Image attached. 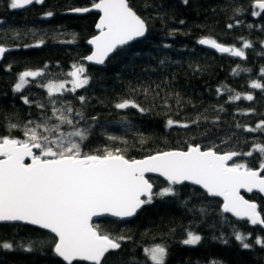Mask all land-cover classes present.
<instances>
[{
  "label": "trees",
  "instance_id": "obj_1",
  "mask_svg": "<svg viewBox=\"0 0 264 264\" xmlns=\"http://www.w3.org/2000/svg\"><path fill=\"white\" fill-rule=\"evenodd\" d=\"M9 2L0 0V45L8 49L0 60V136L9 134L8 119L23 125L51 117L53 105L47 88L40 85L63 81L65 88L70 89L72 77L68 74L73 65L80 64L86 69L89 84L74 93H56L53 99L57 108L70 103L74 111L65 114L76 127L89 129L81 145L84 153L103 154L105 148H120L126 158L135 159L157 151L186 150L189 144L201 149L213 147L218 153H246L254 144L264 145V129L245 130L256 128L264 120V91L250 87L252 81L264 84L260 73L264 67V13L252 15L253 0H188L187 4L183 0H128L146 21V35L118 48L100 66L84 62L90 52L87 40L96 33L98 14L69 12L89 6L94 0H43L22 9L9 8ZM48 12L53 15H45ZM228 24L233 27L228 28ZM201 38L238 48L247 40L251 47L244 49L245 58H240L203 48L198 43ZM40 41L43 43L35 46ZM233 69L237 70L235 74ZM26 70H40L42 75L28 77L30 83L21 92H13L19 74ZM218 88L223 89L220 94ZM237 93L240 100H229L230 95ZM247 94L254 99H244ZM80 96L86 98L83 105ZM22 97L32 103L25 104ZM125 99L135 101L146 111L115 108ZM37 103L45 107L37 108ZM76 111H82L85 119H80ZM92 117L97 119L92 121ZM169 118L189 126L166 127ZM48 122L58 121L53 117ZM60 130L67 133L74 128L62 124ZM38 131L50 135L43 129ZM11 135L24 138L19 130ZM261 159L260 153L254 151L252 156H236L228 163L259 168ZM260 174L264 175V170ZM148 179L154 192L167 186L159 177ZM173 187L177 196L154 197L129 220L94 221V228L102 234L131 237L120 241L121 249L111 251L105 264H144V249L157 244L167 249L165 264H264V247L255 244L256 237L264 238L263 227L221 213L222 201L192 184ZM244 196L254 201L264 215V193L256 191ZM202 208L206 214H201ZM189 230L202 237L197 245L181 243ZM234 231L247 235L246 242L253 246L242 248ZM53 237L25 224H0V241L26 243ZM0 264L67 262L56 256L50 246L37 243L32 252L0 249ZM147 264H151L150 259Z\"/></svg>",
  "mask_w": 264,
  "mask_h": 264
},
{
  "label": "snow or ice",
  "instance_id": "obj_2",
  "mask_svg": "<svg viewBox=\"0 0 264 264\" xmlns=\"http://www.w3.org/2000/svg\"><path fill=\"white\" fill-rule=\"evenodd\" d=\"M42 2L43 0H10L8 7L22 9L27 5ZM183 2L187 4L188 0ZM92 8L99 9L102 15L96 23L99 34L88 41L93 45V51L84 58L87 61L104 64L110 54L130 41L143 37L147 31L146 21L133 10L128 0L98 2L94 0ZM252 8L253 16L261 15L264 13V0H253ZM70 11L86 13L90 8H75ZM235 11L240 12L242 9ZM45 15L52 16L53 13L48 12ZM227 27L232 28L233 25L228 24ZM40 43L43 41L35 46H39ZM198 43L240 58H245L244 49L251 47L247 40H244L242 47L239 48L224 46L210 38H201ZM7 51V48L0 45V57ZM73 69L68 74L72 77L70 89L65 88L63 81L60 83L50 81L46 85H40L47 88L49 101L53 105L51 117L43 118L40 122L28 121L23 125L8 119L6 129L9 134L0 136V223L26 222L48 230L54 237L49 241L26 243L24 241L17 243L15 240L0 241V249L32 252L34 245L39 243L41 246H50L52 252L63 258L67 264H72L76 258L90 261L92 264H105L111 251L121 249L120 241L131 237H111L102 234L89 223L91 217L101 213L132 217L143 205L151 203L154 197L177 196L178 192L173 186L185 181L200 185L208 196L223 197L221 213H231L239 219H246L252 225L264 226V215L258 210V205L245 200L239 192L243 188L249 192L258 189L264 193V175L260 174V171L264 170V145L254 144L253 149L246 153L233 151L218 154L213 147L201 150V146L189 144L186 151H157L142 159H128L120 148L115 150L105 148L103 154L84 153L81 145L87 139L89 129L76 127L73 120L65 114L74 111L70 103L57 108L55 107L57 101L53 99L56 93L63 91L74 93L89 84L90 78L83 65H73ZM236 72L237 70L233 69V73ZM260 73L264 76V67L260 69ZM41 75L40 70H26L20 73L13 92H21L30 83L28 77ZM250 87L264 91V84L259 81H252ZM221 91L223 89H217L218 94ZM243 98L249 101L254 99L252 94H247ZM22 99L25 104L32 103L28 97ZM78 99L82 105L86 101L84 96ZM240 99L239 93L229 96V100ZM177 102L179 103V100ZM36 106L45 107L43 103H37ZM114 106L117 109L136 108L141 113L146 111L130 99L122 100ZM75 114L80 119H85L82 111H76ZM53 117L58 122L49 124L48 121ZM91 119L95 121L97 118ZM191 123L194 124L196 121ZM62 124L73 126L74 130L62 132L60 130ZM173 125L182 128L189 126L188 123L169 118L166 127ZM39 129L50 135L42 134ZM257 129H264V120L260 121L256 128L245 127L246 131ZM14 130L21 131L24 138L13 137L11 133ZM141 143H144L143 138ZM254 151L259 152L262 158L258 169L250 168L243 163L231 165L228 163L236 156H252ZM26 158L31 162L27 163ZM145 173H159L167 180V186L154 192L153 184L145 178ZM206 211L202 208L201 214H206ZM233 235L242 248L249 249L253 246L246 242L247 235L239 231H234ZM201 240L199 234L189 230L181 243L197 245ZM255 244L264 247V238L256 237ZM144 253V264H147L148 259L151 264H165L167 256L165 246L157 244L145 248ZM212 264L220 262L212 261Z\"/></svg>",
  "mask_w": 264,
  "mask_h": 264
},
{
  "label": "water",
  "instance_id": "obj_3",
  "mask_svg": "<svg viewBox=\"0 0 264 264\" xmlns=\"http://www.w3.org/2000/svg\"><path fill=\"white\" fill-rule=\"evenodd\" d=\"M98 2V1H97ZM87 8H90V11L89 12H95V13H97L98 14V18H97V20H96V22H95V25H94V30H95V34L93 35V36H96V35H98L99 34V30L96 28V23L99 21V19H100V16L102 15V13L100 12V10L99 9H95V8H92V4L91 5H89V6H86ZM81 8H85V7H81ZM75 9V8H74ZM70 13H73V14H85V12H73V11H69ZM86 13H88V12H86ZM145 35H146V33H145ZM145 35L143 36V37H139V38H137V39H135V40H133V41H130L127 45H129V44H131V43H133V42H135V41H138V40H141V39H143L144 37H145ZM93 36H91L90 38H88V40H87V46L89 47V49H90V52L85 56V57H87L88 55H90L91 53H92V51H93V45H90L89 43H88V41L93 37ZM127 45H125V46H127ZM199 45H201V44H199ZM203 48H205V49H208V50H212V51H216V52H219V51H217L216 49H214V48H212L211 46H209V45H201ZM225 46V45H224ZM112 54H110V56H111ZM109 56V57H110ZM3 57V56H2ZM2 57H0V60H1V58ZM84 57V58H85ZM109 57H107L106 58V60H105V62L108 60V58ZM84 62L86 63V64H88V65H93V66H100V65H102V64H96L95 62H93V61H87L86 59H84ZM80 64H78L77 66H79ZM74 69H72V71H73ZM71 71V72H72ZM81 89V88H80ZM80 89H77V90H80ZM173 150V149H172ZM174 150H178V149H174ZM187 150V149H186ZM186 150H180V151H186ZM201 150H207V149H201ZM35 151V150H34ZM166 151H170V150H166ZM218 154H224V153H218ZM135 159H142V158H135ZM26 162L27 163H30L31 161L29 160V159H27L26 158ZM253 169H258V168H253ZM148 176H154V177H159V178H161L162 180H165L166 182H167V180L165 179V177H163V176H161L159 173H145V178L146 179H148ZM149 180V179H148ZM149 183H151L150 182V180H149ZM183 183H188V184H192V185H194L195 187H197V188H199V189H201V190H203L204 192H205V190L200 186V185H195V184H193L191 181H185V182H183ZM152 184V183H151ZM256 191H259L258 189H253L251 192H256ZM239 192H240V195L245 199V200H248L249 202H254V201H251V200H249V199H247L245 196H244V194H249V193H251V192H249V191H247L246 189H240L239 190ZM213 197V196H212ZM143 199H146V197H142ZM217 198H219L221 201H222V204H223V197H218L217 196ZM255 203V202H254ZM143 207V206H142ZM141 210V209H140ZM140 210H138V212L140 211ZM137 212V213H138ZM227 214H229V215H231L232 217H234V218H237L236 216H234L233 214H231V213H227ZM136 215V214H135ZM134 215V216H135ZM134 216H132V217H117V216H114V215H112L111 213H101V214H98V215H94V216H92L91 217V219H90V221H89V223L92 225V227L94 228V226H93V223H94V221L95 220H99V219H101V218H110V219H115V220H129V219H131V218H133ZM237 219H239V218H237ZM242 220H246V219H242ZM12 223H19V224H25V225H28V226H31V227H35V228H38V229H41V228H39L38 226H34V225H30V224H27L26 222H12ZM0 224H2V223H0ZM3 224H8V223H3ZM257 226H261V227H263L264 228V226H262V225H257ZM41 230H44V231H46V232H49L48 230H45V229H41ZM50 233V232H49ZM52 234V233H51ZM52 235H54V234H52ZM61 258V257H60ZM62 260H63V258H61ZM73 261H85V262H88V263H92V262H90V261H86V260H83V259H80V258H76V259H74ZM66 262V261H65Z\"/></svg>",
  "mask_w": 264,
  "mask_h": 264
}]
</instances>
